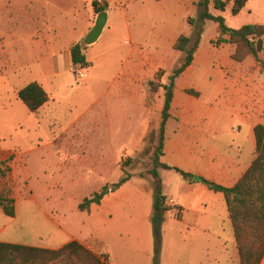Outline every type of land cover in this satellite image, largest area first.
<instances>
[{"label": "crops", "instance_id": "1", "mask_svg": "<svg viewBox=\"0 0 264 264\" xmlns=\"http://www.w3.org/2000/svg\"><path fill=\"white\" fill-rule=\"evenodd\" d=\"M200 1L104 0L106 25L96 43L84 46L83 39L96 17L94 0H0V168L13 153L20 158L13 167L17 176L10 193L13 215L0 208V244L57 251L76 242L92 253L108 256L109 264H152L155 240L150 228L138 224L137 214L129 224L117 227V213L123 211L103 206L113 192L84 211L78 206L95 191L81 198L78 194L90 175L105 176V168L128 156L146 135L149 113L143 83L177 64L180 54L173 47L181 35H191L187 19L196 15ZM76 44L85 47V79L77 77L71 62L70 49ZM198 51L199 47L193 64ZM234 63L238 65L227 66L225 73L231 86V105L237 95L243 98L239 116L245 127L230 129L233 143L238 142L229 146L231 150L219 149L213 142L202 149L206 140L194 126L201 117L200 97L184 93L194 89L192 86L177 84L194 66L175 82L169 121H174L176 128L169 133V121L166 123L160 163L191 175L192 181L173 170L157 171L161 192L170 195L178 210L177 224L167 228L165 239L160 240L158 264H230L237 260L224 197L203 183L232 188L253 159L255 126L264 125L261 66H249V59ZM29 84L40 86L49 99L34 113L17 98ZM69 90L78 92L76 104L83 109L61 121L53 114L55 103ZM221 92L216 86L213 98ZM71 108L75 105L69 106L70 112ZM100 134L113 135L115 141L100 143L95 140ZM164 171L174 172L180 180L164 179ZM129 183L131 180L119 187L117 195L129 192L125 188ZM6 185L0 173V191H5ZM187 188L193 190V199L204 195L207 203L193 211L191 203L176 191ZM140 189L153 195L152 184ZM215 201L221 204L220 218L212 210ZM208 204L209 211L205 209ZM151 218L150 212L147 222ZM163 225L161 218L159 231ZM193 228L197 233L189 236L199 239L200 232L209 235L221 249L220 259L189 261L182 255L186 230ZM121 233L132 237L122 241L117 238ZM259 264H264V255Z\"/></svg>", "mask_w": 264, "mask_h": 264}, {"label": "rangeland", "instance_id": "2", "mask_svg": "<svg viewBox=\"0 0 264 264\" xmlns=\"http://www.w3.org/2000/svg\"><path fill=\"white\" fill-rule=\"evenodd\" d=\"M232 2L233 0H229L225 12L215 11L212 4H210L209 12L215 16H222L225 20L226 26L230 29H239L246 25H264V0H248L244 9L241 10L237 16H231ZM217 37L218 34L216 24L211 21H206L203 28L202 39L200 45L198 46L199 51L196 56V62L195 64L192 62V66L194 67L177 84L192 86L195 90H185H193L199 94L200 98L198 97L199 99L197 103L200 107L201 117L199 119L200 121L194 126L196 131L200 133L201 137L206 140L202 149H206L209 142H213V144H215L219 149L231 150L229 146L238 142L236 141L233 143L234 136L230 134V129L245 127V125L242 124V117L239 116L241 108L244 106V101L241 96L237 95L234 98V106L231 105L229 93L231 86L228 83L229 81L225 70H227V66H237L238 64L234 63V60H232L234 47L228 44H216ZM192 44L193 41L190 43L189 48L192 47ZM196 52L197 50L193 55V61ZM181 56L182 54H180L178 62L175 66H169L166 70L162 69L161 71L156 72L152 78L143 83L145 107L149 113L148 130L146 135L138 141L135 150L132 152L130 151L128 156H124L113 166L106 167L105 169L107 174L105 176L96 177L95 175H90L88 183H85L84 190L78 194L81 198L89 192L95 191V193H98V190L103 187L111 189L121 178L128 176L131 183L126 185L125 188L129 192L120 191L119 195H117L116 189L113 192L114 194L105 200L103 206L106 209L115 208L123 211L122 214L117 213V227L129 224L130 220L135 217V214H137L138 224H143L146 225L148 229L150 228L151 237L154 240L158 239L159 241L161 239H165L166 236L164 237V233H167V228L177 224L176 222H178V218L176 213L178 210L177 208H169L162 211L161 218H164V225L162 227V231L155 233L153 229V217L149 222H147V216L150 212L152 216L153 195L149 190L142 191V189H138L142 186L143 188H146V186H149L150 184L154 186V181L148 173L152 169V161L150 159L151 154H147L146 152V148L148 146V134L151 130L158 133L161 121L160 114L164 98L163 90L159 86L168 85L169 77L171 76L173 70L179 65ZM249 57L250 58H247L249 59V62H251V65L249 66L262 67L264 65V38L263 49L261 53H259L257 59L252 56ZM95 70L94 72H96ZM107 75H109V73ZM106 81H109L108 76H106ZM150 83H152V85H149ZM216 86H218L222 92L219 97L213 98ZM99 89H101V87ZM78 96L79 94L76 90H69L67 93L62 94V96H60L55 103L56 110L53 111V114H55L61 121L69 119V117L77 116L83 109L82 105L76 104ZM73 104L75 105V109L71 108L72 110L70 112L69 106H72ZM167 126L169 133L176 128V124L172 120L168 122ZM45 138H48V136H45ZM45 138L43 137V142H46V140H44ZM113 138V135L110 134L95 135V140L100 143H113L115 141V138ZM74 139L80 138L74 136ZM127 149L129 151V148ZM192 151H194V149ZM162 175L164 179L168 177L180 180L179 177L172 171H164ZM168 181L171 182V179ZM176 191L183 201L191 203L193 211L199 209L201 204L207 203L208 201L204 195H195V198L193 199L191 195L193 194V190H189L188 188L177 189ZM162 197H167V199H169L168 197H170V195H167L164 191H162ZM209 208L208 204L205 209L209 211ZM213 209L215 210L216 215L218 214L217 216L220 218L221 204L219 201H215L212 206V210ZM186 216L190 217V215ZM161 218L159 217V219ZM191 218L193 219V217ZM195 233H197V230L194 228L189 231L186 230L185 235H188V237L185 238L186 246L182 255H184L187 260L193 261L194 259H197V257H218L219 259L222 257L221 249L218 245H216L215 241H212L213 239L209 237L208 233H206L208 236L205 237V233L198 232L201 236L199 239L189 236L195 235ZM131 237L132 235L125 233L117 235V238L122 241H128ZM138 256L142 257L140 253H138ZM219 264L222 263L219 262ZM230 264H239L238 256L237 260H233Z\"/></svg>", "mask_w": 264, "mask_h": 264}, {"label": "trees", "instance_id": "3", "mask_svg": "<svg viewBox=\"0 0 264 264\" xmlns=\"http://www.w3.org/2000/svg\"><path fill=\"white\" fill-rule=\"evenodd\" d=\"M229 0H201L199 10L195 16L187 19L192 35H181L175 42L174 51L182 54L179 65L169 77L168 85L159 86L163 90V106L158 133L150 131L148 134L147 154L152 161V169L148 172L154 181L152 217H161L164 198L161 192V180L158 170H173L179 177L192 181V176L177 168H170L160 163L165 144V126L171 118L170 109L176 79L192 65L193 55L201 39L204 24L211 21L216 24V44H228L234 47L232 60L240 63L249 56L257 59L263 49L264 25H246L239 29H230L226 26L222 16H215L209 12V5L217 12H225ZM248 0H233L231 16H237L246 6ZM193 41L192 47L189 48ZM85 47L76 44L70 49L71 62L74 67L86 65L84 56ZM238 55V57H237ZM264 73V65L261 67ZM149 85H152L150 83ZM185 93L195 98L199 94L193 90ZM17 98L27 109L34 113L45 105L49 99L37 84H29L17 93ZM255 150L249 168L238 182L229 189L213 183H203L213 192L221 193L231 223L234 246L239 264H259L264 255V125L254 128ZM129 181V177L121 178L111 189L103 187L90 198H85L78 206L80 211L87 210L92 204L98 205L110 192H114ZM0 208L8 216L13 215V200L10 193L0 191ZM160 241L155 239L152 264H158ZM109 264L106 255H98L85 249L76 242L69 243L57 251L27 248L15 245L0 244V264Z\"/></svg>", "mask_w": 264, "mask_h": 264}, {"label": "built area", "instance_id": "4", "mask_svg": "<svg viewBox=\"0 0 264 264\" xmlns=\"http://www.w3.org/2000/svg\"><path fill=\"white\" fill-rule=\"evenodd\" d=\"M94 9L95 14L97 15L99 12L104 11L105 3L104 0H94ZM75 73L78 78L85 79L87 77V71L85 65H78L75 67ZM17 160V161H16ZM20 160L19 155L16 153H13L9 160L5 162V166L0 168V173L3 175L7 185H6V192L11 193V191L15 188V185L17 183V176L14 173L13 167L17 165L18 161ZM163 206L165 208H175V204L173 200H165L163 203Z\"/></svg>", "mask_w": 264, "mask_h": 264}, {"label": "water", "instance_id": "5", "mask_svg": "<svg viewBox=\"0 0 264 264\" xmlns=\"http://www.w3.org/2000/svg\"><path fill=\"white\" fill-rule=\"evenodd\" d=\"M106 22H107V12L106 11L99 12L95 17L93 27L85 35L82 44L84 46H91L94 43H96L99 37L101 36V33L106 25ZM194 180L199 181L200 179L194 178ZM160 223H161V219L153 218V229L155 233L159 232Z\"/></svg>", "mask_w": 264, "mask_h": 264}]
</instances>
